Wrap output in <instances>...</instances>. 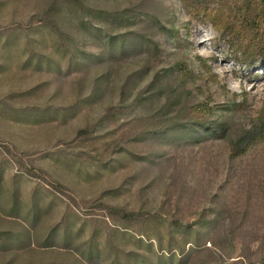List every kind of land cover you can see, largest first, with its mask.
Segmentation results:
<instances>
[{
    "label": "rangeland",
    "instance_id": "rangeland-1",
    "mask_svg": "<svg viewBox=\"0 0 264 264\" xmlns=\"http://www.w3.org/2000/svg\"><path fill=\"white\" fill-rule=\"evenodd\" d=\"M262 0H0V264H264Z\"/></svg>",
    "mask_w": 264,
    "mask_h": 264
},
{
    "label": "trees",
    "instance_id": "trees-1",
    "mask_svg": "<svg viewBox=\"0 0 264 264\" xmlns=\"http://www.w3.org/2000/svg\"><path fill=\"white\" fill-rule=\"evenodd\" d=\"M199 17L211 23L221 34V39L228 44L233 58L239 64L250 65L258 58L264 64V0L254 7V21L249 22L251 33L247 35L237 16L226 21L211 13H202Z\"/></svg>",
    "mask_w": 264,
    "mask_h": 264
}]
</instances>
